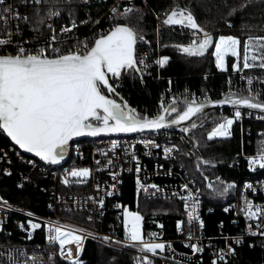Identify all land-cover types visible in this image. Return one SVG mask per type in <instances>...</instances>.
I'll list each match as a JSON object with an SVG mask.
<instances>
[{"label":"snow or ice","instance_id":"1","mask_svg":"<svg viewBox=\"0 0 264 264\" xmlns=\"http://www.w3.org/2000/svg\"><path fill=\"white\" fill-rule=\"evenodd\" d=\"M20 3L32 10L31 20L27 14L21 16L18 7L14 9L6 4V0H0V6H2L0 7V130L6 133L14 145L19 146V149L34 153L46 166L59 165L65 159L69 142L74 137L83 134L97 136L146 131L152 133L179 127L182 133L181 140H184V134H187V143L191 145V150L183 152L182 155L195 156L196 169L203 176L202 167L214 166L215 158L205 159L197 154L202 148L207 150L208 144L207 142L202 143L193 135L195 129L203 125H198L191 118L202 114L209 106H232L233 115L222 116L220 122L215 123V126L207 132L208 141L214 138L231 137L234 121L242 119V107L247 109L249 116L255 110H259L258 119L264 120V98H261L264 96V90L257 89L253 92L251 88L254 81L264 82V77L244 75V70L253 68L264 70V35H248L243 40L237 35L224 34L214 38L213 33L197 22L191 10L178 5L173 6L165 13L162 24L181 26V28L190 30L192 36L189 43L174 46L178 53L188 57H200L205 53H210L214 57L216 67L221 70L226 69L227 57L236 58V62L231 65L232 70L241 73V80L246 81L248 87L233 90L231 80H229L227 91L223 92L222 98L215 100L207 95L204 100H197L195 94H191V99H189V94L185 90L182 97L174 98L167 106L164 104V98L161 97L158 110L152 113L150 110L138 111L130 106L117 90L122 87L120 82L126 77H130L133 81L139 78L143 84L144 77L151 75L150 69L153 65L163 68L170 61L167 55L150 60L151 53L139 51L142 43L149 47L151 44L145 39L144 29L131 25L127 19L131 13L138 12L140 14L138 20L143 21V9L136 7L131 0L125 4L122 11L117 6H112L107 16L109 22L107 29H99V19L92 21L89 15L79 23L93 25L91 38L80 40L75 35H70L77 27L73 10H69L71 23L61 26L57 34L56 28L49 21L60 16L59 7L50 6L48 0H20ZM65 3L72 4L73 0H65ZM83 3L88 4L89 0H83ZM248 6L250 5L247 0L239 5L240 8ZM236 11V8H232L229 15H234ZM21 20L30 23V30L39 32L40 35H34L31 41L27 40L23 37L19 24L13 32L10 21ZM226 24L232 27L230 20H226ZM44 28L51 33L47 39L44 38ZM13 36L17 37L15 42H13ZM241 44H243L242 67L240 63ZM213 45L214 51H210ZM178 106H183L182 110ZM183 122H188V125L184 126ZM260 135L264 136V133ZM140 143H144L146 147H161L155 140H145ZM119 145V141H111V156L108 152L99 150L100 155L107 158V163L103 165L104 168L113 166L114 160L119 159L116 156ZM122 148L127 156L130 151L127 142H124ZM176 151H179L176 144L163 146L166 159ZM131 158L136 161V172L139 173L141 169L134 150L131 151ZM247 159L250 169H253L255 165L264 169V147H261L256 155L249 156ZM29 163L32 162L29 161ZM96 163L99 165L101 161L98 160ZM181 167L183 168V165ZM3 172L5 175H11L8 169H4ZM65 174L63 184L69 185L68 177H71L74 178L75 184L81 185L88 180L91 170L88 167H73L70 171L65 169ZM110 174L115 181L117 174L115 172ZM168 174H171V171ZM203 179L208 181L207 176H203ZM215 179L217 184L209 181L207 188L220 196H226L235 187L234 182H224L219 177ZM195 182L194 177L189 183L194 184ZM189 183L179 186L186 195L173 193L184 202L189 224L187 241H191L194 237L191 231L194 220H198L200 227L203 228V220L198 214L200 190L197 188L193 192ZM136 185L138 191L141 188L147 190L149 187L141 183L139 176L136 178ZM17 187L22 188L23 184L18 183ZM99 187L97 184V191ZM111 187L115 189L116 185L113 184ZM150 187L157 188V185L153 184ZM244 187L256 191L253 184L249 182H245ZM105 195L111 196L113 192L106 191ZM89 200H93L94 204L103 208V197L98 199L89 197ZM72 203L80 202L73 200ZM62 204H67V201H63ZM80 206L83 207V204L80 203ZM48 207L52 208L53 205L49 204ZM0 209L6 212L23 211L13 209V205L2 196H0ZM227 210L226 208L225 211ZM24 215L28 217L26 224L18 222V227L27 233L26 239L31 240L34 231L43 228L46 232V245L56 248L57 252H49L45 260L42 252L34 249L29 253L23 247L9 244L6 251L0 252V256L6 257L0 260V264H58L57 253L59 264H83L80 253L86 239L95 237L100 239L102 244L112 242L110 236L100 237L84 228L61 223L59 219L49 218L47 221L42 220L37 223L30 211ZM99 215L103 216V211ZM243 215L246 220L255 222L256 232H253L251 224L247 226V231L250 234L258 233L264 237V206L257 205L246 198ZM142 220L143 216L139 211H130L124 207L125 240L114 242L136 249L137 256L134 258L136 264H154V259L149 254L159 258L163 257L166 250L169 252L174 250L171 242L158 240L159 234L156 232L147 233L148 238L146 239L142 232ZM87 221L93 222L91 213L87 216ZM181 223L177 221L178 229H181ZM220 226H223V222ZM10 235V232L4 233L3 220L0 219V236L8 238ZM195 238L197 242L186 241L185 243V246L191 249L193 256L204 251L201 238ZM232 239L237 244L241 242L239 237ZM69 245L75 246V255L73 248L68 247ZM36 247L39 248V246ZM229 253H235L231 245L228 246L227 252L223 248L218 249V252L214 254L212 264H217L218 261L227 264ZM168 259L169 264H172V258Z\"/></svg>","mask_w":264,"mask_h":264},{"label":"built area","instance_id":"2","mask_svg":"<svg viewBox=\"0 0 264 264\" xmlns=\"http://www.w3.org/2000/svg\"><path fill=\"white\" fill-rule=\"evenodd\" d=\"M109 0H89V5L94 3H102ZM132 1V0H131ZM50 6H56L61 9V14L58 18H52L50 23L56 28L57 34H59V28L61 26L71 23L69 17V10L75 12V18L78 25H80L79 18L77 15V5L82 6L83 0H73L72 4L65 3V0H48ZM129 0H113L110 8L112 6H117L120 11L123 10L125 4ZM7 5H11L14 9L18 7L19 13L21 16L27 14L29 19H32V10L28 7H25L20 3V0H6ZM2 7V6H0ZM109 8V9H110ZM109 9L103 24H99V29H107L109 22L107 16L109 14ZM19 24L20 29L22 30V35L27 40L31 41L32 37L39 32H33L30 30L29 37L24 34V27L27 25L30 26V23L24 21H10V27L12 31H15L16 25ZM162 26L171 28L170 26L162 24ZM93 25L88 29L87 34H81L77 27L72 30L70 35H75L78 39L84 40L85 38H91ZM98 29V30H99ZM44 38L47 39L50 37V32L47 28L43 29ZM145 39L150 42L149 38ZM17 40V37L13 36V42ZM30 46V45H25ZM152 46V44H151ZM11 50V49H9ZM155 53L152 52L151 47L146 44H141L139 51L141 53H151L150 60H155L161 54L159 53V46L156 45ZM151 75H146V78L160 79V68L156 65L150 69ZM244 75H252L257 77H264V70L259 68H253L251 70H244ZM231 80V87L233 90L247 88V82L241 80V73L234 72L233 70L226 73V79L224 80L223 87L221 90L223 92L228 89V81ZM168 86L165 88L164 92L159 94V102L161 97L164 98V104L167 105L168 102L173 100L176 97H182L187 90L189 94V99H191V94H195L197 100H204L205 95L211 99L213 94L209 89H194L187 85L182 86L181 88H172L170 87L169 80ZM252 91L255 92L257 89L264 90V82H255L251 85ZM261 98H264L262 96ZM158 102V104H159ZM159 105L156 107L158 110ZM223 113L224 109H218ZM228 111L223 116H232L234 109H227ZM155 111V112H156ZM242 119L234 121L232 125V135H235L239 140V151L234 158V164L240 166L241 173L244 174V177L240 180L233 181L235 187L231 190L232 194L229 201L222 206V212L225 214H230L229 224L235 226V231L233 233L227 231H219L216 235L208 234L205 231L204 223V210L202 206V195L201 188L197 181L189 183L193 180V177L189 174L185 163L190 160L192 157H185L182 155L183 152L191 150V145L187 143L188 135L184 134V140H181V131L178 128L175 131L162 130L160 132H144L136 133L133 135H114L107 137H100L97 139L86 140L88 142L74 141L70 145L69 156L67 161L61 165H52L46 166L43 162L25 155L19 148L13 145L10 140L5 136L4 132L0 130V184L1 177H8L5 175L3 170L8 169L10 172L19 170V178L17 184H23V187L28 186H38L40 183H46V185L41 186L40 189L44 192L46 191V214H40L36 211H33L27 207H23L16 203L14 200L4 197L12 205L13 209H22L23 211H5L0 209V219L3 220V229L4 233H14L21 235L18 238L26 240L27 233L21 230L18 227V222H25L28 219L24 213L30 211L33 213V219L35 222L39 223L42 220L47 221L49 218L52 220L59 219L61 223L70 224L73 226L81 227L86 230L92 231L98 234L100 237L105 235L112 238V242L101 243L100 239L95 237H90L86 240H91L96 243L102 244L106 247L126 251L129 250L133 253V262L136 264L135 257L137 256V250L121 244H115V240L124 241L125 233L123 227V210L124 207H127L130 211H136L138 204H136L137 199H160V200H173L179 202L182 206V217L176 219L174 222V234L173 236L166 237L162 230L161 223H149L150 225L145 230L142 227V232L145 234L147 239V233L156 232L158 233V240L165 242H171L173 252L166 250L163 257H155L152 254H149L154 262H159L160 264H169V257L172 258V264H212L214 254L218 252V249L223 248L226 252L228 246L235 250V247L247 242L250 246L259 245L263 241L264 237H261L258 233L253 235L247 231V226L251 224L253 226V232H256L255 222L246 220L243 215V205L245 199L252 200L257 205L264 206V169H261L258 165L253 166V169L249 168L247 157L256 155L258 150L261 147H264V136L260 135L264 133V120L258 119L260 115L259 112H253L251 116L247 114L246 109H241ZM220 122V121H219ZM117 140L120 142V145L117 148L116 156L119 159L114 160V165L109 168H104L103 165L107 163V158L100 155L99 150H104L109 153V156L112 155L110 151L111 141ZM145 140H155L157 144L161 145L160 148L155 147H146L144 143L140 141ZM85 141V140H82ZM124 142L130 147L129 154L125 156L123 152L122 145ZM168 144H176L179 148V151L172 153V156L168 159L165 158L163 153V146ZM134 150L138 160L141 171L136 172V161H133L131 158V151ZM7 154L6 156L4 154ZM101 161L97 165L96 161ZM10 161V163H9ZM29 161L32 163L30 164ZM163 165V167H160ZM183 165V168L181 167ZM20 166V168H19ZM73 167H88L91 170V175L88 180L81 185L74 183V178L68 177L70 180L69 185L63 184V178L66 175L65 169L71 170ZM17 171V170H16ZM171 171V174H168ZM111 172L117 174V178L114 181L111 176ZM139 176L141 183L149 186L147 190L141 188L137 190L136 178ZM219 177V176H217ZM27 178V179H25ZM130 179L132 182L133 188V206L131 207L127 201H122V186L126 179ZM216 178V177H215ZM220 178V177H219ZM245 182L253 184L256 191L246 189L244 187ZM184 183H189V187L193 192L197 188L200 190V207L198 209V214L201 220H203V228L200 227L199 221L194 220L192 223L191 231L194 233V237L191 241H187V234L189 232V224L187 220V214L184 208V202L180 200L177 196H174L173 193H179L180 195H186L181 189L180 185ZM16 184V187H17ZM99 184V191L96 189V185ZM115 184L116 187L113 189L111 186ZM157 185V188H151V185ZM22 187V188H23ZM44 188V189H43ZM17 189H21L18 188ZM74 190V191H73ZM106 191H112L113 195H105ZM0 196L1 186H0ZM3 197V196H2ZM89 197L98 199L99 197L104 198V205L101 209L99 205L94 204L93 200H89ZM73 200L79 201L83 204V207L80 206V203L74 204ZM63 201H67V204H62ZM52 204L53 207L49 208L48 205ZM228 209L225 211V209ZM71 209V210H69ZM103 211V216H100L99 213ZM89 213L93 216V222L87 221V216ZM71 214L80 215V218H70ZM106 214H111V218L106 219ZM6 216V219H4ZM81 216H84V221H81ZM177 221H181V229L177 228ZM154 224V225H152ZM222 227L220 226V229ZM40 234L42 237V244H18V243H0V252H4L7 249L9 244L16 245L27 249L31 253L34 249L36 251L42 252L44 259L47 260L49 252H57L56 248H50L46 245V232L41 229L34 231L32 241H35V237ZM195 237H200L204 251L202 253H197L193 256L191 249L185 246L186 241L189 243L197 242ZM239 237L241 242L239 244L235 243V240L232 238ZM0 238H5L0 236ZM228 238V239H226ZM84 241V244L86 242ZM36 246H39L37 249ZM68 247L73 248V253L75 255V246L69 245ZM81 254V253H80ZM185 254L187 256L185 257ZM233 254L229 253L227 259L231 258ZM57 258L58 253H57ZM6 259V257L0 256V260Z\"/></svg>","mask_w":264,"mask_h":264},{"label":"trees","instance_id":"3","mask_svg":"<svg viewBox=\"0 0 264 264\" xmlns=\"http://www.w3.org/2000/svg\"><path fill=\"white\" fill-rule=\"evenodd\" d=\"M112 1L92 5H77L79 20H85L90 15L92 21L99 19V24L102 25ZM131 2L136 7L143 9L144 18L143 21H139L140 14L133 12L129 15L127 22L144 29L145 37L152 41L151 49L153 53H155L157 45L161 56L167 55L170 57L169 63L160 69V79L146 78L143 84L139 78L135 81L130 77L121 80L122 87L117 90L128 101L129 105L138 111L150 110L155 113L156 107L159 105V94L163 88L168 86V80H171L170 87L172 88H181L187 85L194 89H209L213 93L211 99L218 98L223 94L221 88L226 79V73L232 70L231 58L227 60L226 70L221 71L217 70L210 53H205L200 57H188L185 54L178 53L174 46L189 43L190 38H192L191 31L181 27L167 28L165 26L157 29L155 24V19L162 22L165 13L170 11L173 6L178 5L191 10L197 22L207 31L213 33L214 38L221 31L223 32L221 34L237 35L242 40L248 35H264V2L262 0H247L250 6L245 8L239 7L245 0H146V2L145 0H132ZM232 8H236L237 11L230 16L229 11ZM226 20L231 21L232 27L227 26ZM91 26V23L87 25L77 24V30L81 34H87ZM29 28V25L24 27V34L28 37L30 34ZM156 30L158 32L157 38L155 37ZM210 51L212 50L210 49ZM227 111V109H224L222 113L218 109L210 110L193 119L198 125H203V127L198 126L193 135L202 143L207 142L208 144L207 150L202 148L197 154L202 155L205 159L215 158L214 166L202 167L201 169L203 176L208 177V181H205L201 172L196 169L195 156L186 162L189 174L193 178L195 177L201 188L202 206L204 214H206L204 216V228L211 235H216L219 231L224 230L233 233L235 226L229 224L230 214L222 212V206L230 199L231 190L226 196H220L208 189L207 183L210 181L217 184L215 179L217 176L224 182H233L244 177L239 164L238 166L234 164V158L239 151L238 138L232 135L231 137L207 140V132L215 126V123L220 121L222 114ZM16 170L12 171L8 177H1L2 196L40 214H46V191L43 192L40 189L46 183H40L38 186L25 185L23 188L17 189L16 184L20 169ZM122 201H127L131 207H134L132 182L129 178L125 180L122 186ZM136 204L139 206L138 211L143 216L142 227L144 230L148 228L150 222H160L163 226L164 236H173L174 222L182 217L183 212L179 202L160 199H137ZM78 216L80 215L71 214L70 218H77ZM105 218H111V214H106ZM81 221H84V216H81ZM221 222H223V226L220 229ZM15 233H10L11 235L8 238H0V243L42 244L40 234L35 237V241H26L18 238L21 235ZM132 256L133 253L129 250L119 251L86 240L80 259L83 264H134ZM154 264L160 263L154 262ZM217 264H222V262L218 261ZM227 264H264V239L259 245L250 246L245 242L236 246L235 253L227 259Z\"/></svg>","mask_w":264,"mask_h":264},{"label":"water","instance_id":"4","mask_svg":"<svg viewBox=\"0 0 264 264\" xmlns=\"http://www.w3.org/2000/svg\"><path fill=\"white\" fill-rule=\"evenodd\" d=\"M168 26V25H167ZM170 27H181V26H170ZM214 46V45H213ZM213 46H211V49L213 48ZM219 98H222V95L220 96V97H218V98H215V99H219ZM215 99H212V100H215ZM171 102V101H170ZM170 102H168V103H170ZM168 103H167V105H168ZM166 105V106H167ZM230 108H232V106H229V105H224V106H209V107H206L205 108V110H204V112L203 113H205V112H207V111H209V110H217V109H230ZM242 109H246V108H243L242 107ZM247 110V109H246ZM255 112H259V110H255ZM202 113V114H203ZM202 114H198L197 116H199V115H202ZM197 116H195V117H193V118H191V119H195ZM183 125L184 126H187L188 125V122H183ZM179 127H173L172 129H167L168 131H175V130H177ZM147 132V131H146ZM5 134V136L7 137V134L6 133H4ZM131 134H136V133H127V134H125V133H110V134H99V135H97V136H91V135H88V134H83V135H81V136H78V137H74L70 142H69V149H68V152L66 153V155H65V159L63 160V161H61V163L59 164V165H61V164H63V163H65L66 161H67V158H68V156H69V151H70V145H71V143L72 142H74V141H79V140H91V139H95V138H100V137H107V136H114V135H131ZM9 140H10V138L9 137H7ZM10 142L14 145V142H12L11 140H10ZM17 148H19V146H17V145H15ZM25 155H28V156H30V157H33V158H35V159H37V160H39V161H41L40 160V158L39 157H37L34 153H28V152H26L25 150H23V149H20ZM41 162H43V161H41ZM44 163V162H43ZM45 164V163H44Z\"/></svg>","mask_w":264,"mask_h":264},{"label":"rangeland","instance_id":"5","mask_svg":"<svg viewBox=\"0 0 264 264\" xmlns=\"http://www.w3.org/2000/svg\"><path fill=\"white\" fill-rule=\"evenodd\" d=\"M155 24H156V28L158 29V28H160V27H163L162 26V22H160L159 20H157V19H155ZM229 29H231V28H229ZM221 33H223L222 31L221 32H219V35H221ZM218 35V36H219ZM225 35H227V34H225ZM218 36H216V37H218ZM155 37L157 38L158 37V32H157V30H156V34H155ZM192 37V36H191ZM215 37V38H216ZM151 41V40H150ZM151 44H152V41H151ZM212 51H214V46H213V48L211 49ZM242 57H243V44L241 45V59H240V63H241V67H242V63H243V60H242ZM228 58H231V62L232 63H234V62H236V58H232V57H227L226 58V63H227V60H228ZM213 61H214V57H213ZM214 65H215V61H214ZM227 65V64H226ZM216 66V65H215ZM217 68V67H216ZM161 69V68H160ZM231 69H232V67H231ZM217 70H221V69H218L217 68ZM226 70V69H225ZM225 70H221V71H225ZM165 91V88H163L162 90H161V92H164ZM172 101V100H171ZM183 107V106H182ZM230 109H233V108H230ZM131 135H133V134H131ZM95 139H97V138H95ZM79 141H82V140H79ZM185 165H186V163H185ZM139 207V206H138ZM137 207V208H138ZM136 208V211H138V209ZM141 211H142V208L140 209ZM135 211V210H134Z\"/></svg>","mask_w":264,"mask_h":264},{"label":"flooded vegetation","instance_id":"6","mask_svg":"<svg viewBox=\"0 0 264 264\" xmlns=\"http://www.w3.org/2000/svg\"><path fill=\"white\" fill-rule=\"evenodd\" d=\"M179 108H181V110H182V106H178Z\"/></svg>","mask_w":264,"mask_h":264},{"label":"bare ground","instance_id":"7","mask_svg":"<svg viewBox=\"0 0 264 264\" xmlns=\"http://www.w3.org/2000/svg\"><path fill=\"white\" fill-rule=\"evenodd\" d=\"M209 111H210V110H209ZM203 114H204V113H203ZM203 114H202V115H203ZM199 116H200V115H199ZM197 117H198V116H197ZM58 260H59V259H58Z\"/></svg>","mask_w":264,"mask_h":264}]
</instances>
